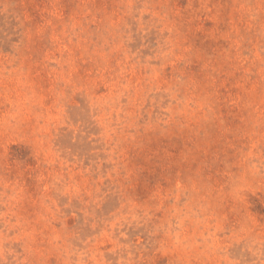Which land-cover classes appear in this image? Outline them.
<instances>
[{"label":"rangeland","instance_id":"1","mask_svg":"<svg viewBox=\"0 0 264 264\" xmlns=\"http://www.w3.org/2000/svg\"><path fill=\"white\" fill-rule=\"evenodd\" d=\"M0 264H264V0H0Z\"/></svg>","mask_w":264,"mask_h":264}]
</instances>
